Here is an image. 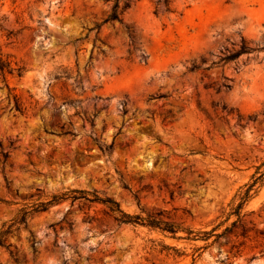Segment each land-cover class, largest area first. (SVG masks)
I'll use <instances>...</instances> for the list:
<instances>
[{"label":"rangeland","instance_id":"obj_1","mask_svg":"<svg viewBox=\"0 0 264 264\" xmlns=\"http://www.w3.org/2000/svg\"><path fill=\"white\" fill-rule=\"evenodd\" d=\"M0 57V264H264V0H0Z\"/></svg>","mask_w":264,"mask_h":264},{"label":"trees","instance_id":"obj_2","mask_svg":"<svg viewBox=\"0 0 264 264\" xmlns=\"http://www.w3.org/2000/svg\"><path fill=\"white\" fill-rule=\"evenodd\" d=\"M165 2L168 4L169 0H165ZM128 6V3H126L123 6L122 11L125 9V7ZM119 8V3L115 4L114 6V10L113 12L106 18L105 21L107 20H114V19H118L120 21H122V18L120 16V14L122 13V11H118ZM253 48L247 43V41H244L241 48L239 50H236L234 52H231L227 55H225L224 57L221 58V60L224 61H228V60H233L235 58H237L239 55H241L242 53H246V52H250L252 51ZM195 68L199 67L198 65H194ZM0 68L1 70H7L9 72L13 71V68L10 67V63L6 60H3L0 57ZM225 86L227 88L231 87L230 83H226ZM17 106L20 107V103H17ZM100 148L102 151H112L113 149V143L111 144H103L100 143ZM74 191H79L82 192L83 195H80L78 197H82L85 198L89 201H101L105 204H107L109 206V209L112 213H118V216L116 217L119 221L121 222H139L144 220L143 217H141L140 215L136 214V215H132L130 213H126L125 211H123L120 207V204L118 201L116 200H112L111 198H103L98 196L96 193H93V197H90L88 194L89 192L87 190H80V189H75ZM61 197L57 196V198H54L55 201L59 200ZM49 203H52V201H49ZM48 207V204L42 208V210L46 209ZM28 217V213H24V215L21 217L20 221L21 222H25L26 219ZM148 225L150 226H158V227H162L161 225L164 223V221L160 220V219H156V218H152V219H148L147 221ZM163 229H168L172 232L176 231V228L174 227L173 224H168L165 223V227H162ZM10 233V229H6V230H2V232L0 233V245H5L6 240H7V236ZM10 245V244H9ZM8 245V246H9Z\"/></svg>","mask_w":264,"mask_h":264}]
</instances>
